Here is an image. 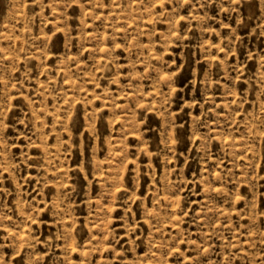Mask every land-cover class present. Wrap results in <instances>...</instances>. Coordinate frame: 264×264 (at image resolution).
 Instances as JSON below:
<instances>
[{"label": "rangeland", "instance_id": "1", "mask_svg": "<svg viewBox=\"0 0 264 264\" xmlns=\"http://www.w3.org/2000/svg\"><path fill=\"white\" fill-rule=\"evenodd\" d=\"M0 264H264V0H0Z\"/></svg>", "mask_w": 264, "mask_h": 264}]
</instances>
